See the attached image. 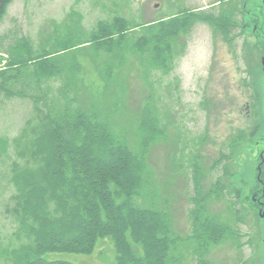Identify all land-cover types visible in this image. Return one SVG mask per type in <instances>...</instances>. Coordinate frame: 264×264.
<instances>
[{"label": "trees", "instance_id": "trees-1", "mask_svg": "<svg viewBox=\"0 0 264 264\" xmlns=\"http://www.w3.org/2000/svg\"><path fill=\"white\" fill-rule=\"evenodd\" d=\"M10 2L0 0V22ZM198 21L213 24L227 37L228 17L215 21L180 10L157 22L114 16L90 32L74 24L64 29L54 25L39 46L25 39L5 50L0 94L29 98L36 111L35 123H27L29 130L13 141L18 156L26 159L20 165H29L16 169L12 179L14 234L28 242L2 250L0 258L9 260L5 264H71L39 256L47 251L91 254L98 240L107 237L115 245L117 264H183L191 254L198 264H209L205 256L210 247L234 236L230 225L210 212L213 192H202L203 170L197 158L195 186L201 193L189 200L192 231L184 236L176 230L171 201L161 198L148 163L151 148L167 140V127L146 107L132 144L109 118H101L106 112L94 113L84 104L86 91L78 79L84 70L80 56L96 62L106 84L127 57L136 58L146 71L169 74ZM56 81L60 83L54 86ZM231 155L221 159L227 162Z\"/></svg>", "mask_w": 264, "mask_h": 264}, {"label": "rangeland", "instance_id": "rangeland-1", "mask_svg": "<svg viewBox=\"0 0 264 264\" xmlns=\"http://www.w3.org/2000/svg\"><path fill=\"white\" fill-rule=\"evenodd\" d=\"M263 1L11 0L0 22V58L3 48L25 39L34 47L39 46L54 25L64 29L74 24L90 32L98 21L110 22L117 15L137 23L157 22L175 16L183 8L202 12L205 9L215 21L228 17L231 22L227 37L209 22H196L186 38L184 53L169 74L148 72L136 58L127 57L106 84L96 62L80 56L84 70L78 79L86 91L84 104L94 113L106 112L101 118H109L113 128L127 134L132 144L142 109L156 105V116L167 127L168 139L151 148L148 163L158 180L156 188L161 198L166 196L171 201L175 228L184 236L191 230L189 197L193 194L195 158L206 172L204 182L211 183L221 175L214 172V162L222 153L225 155L230 141L238 140L231 144L232 161H227V171L232 176L222 181L240 188L243 200L239 196L240 201L234 206L235 193L227 189L224 197H229L230 204L226 199L213 201L209 208L231 224L233 218H239L240 230L235 228L239 238L226 236L211 247L205 259L210 264H264V219L258 218L259 210L252 203L259 190L261 164L264 171ZM35 117L31 99L0 94V253L28 242L18 241L14 234L16 223L11 211L16 203L12 198L16 189L12 179L16 169L29 165H20L26 159L18 156L13 141L29 130L27 123H35ZM218 170L222 172V166ZM262 178L264 181L263 174ZM246 196L249 198L244 201ZM229 206L231 211L233 207L232 215ZM4 257L0 264L9 262ZM39 257L71 264H117V251L110 237L99 239L91 254L47 251ZM190 259L183 264H197Z\"/></svg>", "mask_w": 264, "mask_h": 264}, {"label": "flooded vegetation", "instance_id": "flooded-vegetation-1", "mask_svg": "<svg viewBox=\"0 0 264 264\" xmlns=\"http://www.w3.org/2000/svg\"><path fill=\"white\" fill-rule=\"evenodd\" d=\"M264 161V159H262ZM262 207V206H261Z\"/></svg>", "mask_w": 264, "mask_h": 264}]
</instances>
